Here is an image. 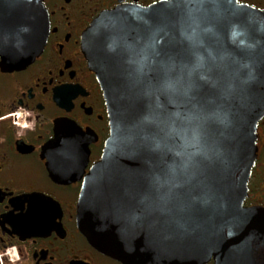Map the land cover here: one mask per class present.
<instances>
[{
  "label": "water",
  "instance_id": "1",
  "mask_svg": "<svg viewBox=\"0 0 264 264\" xmlns=\"http://www.w3.org/2000/svg\"><path fill=\"white\" fill-rule=\"evenodd\" d=\"M48 33L40 0H0L8 67L33 61ZM82 45L110 124L78 202L90 244L124 264H264V208L244 207L264 115V10L122 5L101 13ZM79 134L56 139L71 148Z\"/></svg>",
  "mask_w": 264,
  "mask_h": 264
},
{
  "label": "flooded vegetation",
  "instance_id": "2",
  "mask_svg": "<svg viewBox=\"0 0 264 264\" xmlns=\"http://www.w3.org/2000/svg\"><path fill=\"white\" fill-rule=\"evenodd\" d=\"M40 1L49 25L41 53L20 68L0 56V264H124L91 245L77 221L84 180L110 135L82 37L105 11L166 0ZM238 1L264 10V0ZM71 128L80 134L69 148L56 134ZM244 207L264 208V115Z\"/></svg>",
  "mask_w": 264,
  "mask_h": 264
}]
</instances>
